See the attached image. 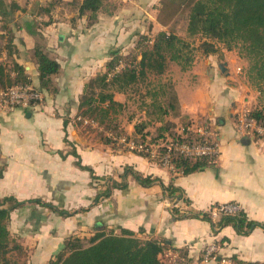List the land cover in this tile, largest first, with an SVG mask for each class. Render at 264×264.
Masks as SVG:
<instances>
[{"label":"crops","instance_id":"1","mask_svg":"<svg viewBox=\"0 0 264 264\" xmlns=\"http://www.w3.org/2000/svg\"><path fill=\"white\" fill-rule=\"evenodd\" d=\"M123 1L112 16H100L91 25L87 17L77 19L69 6H57L34 17L42 28L34 27L32 33L28 24L33 17L24 8L47 7L52 0H20L25 7L14 17L20 26L12 21L9 34L0 26V35L13 37L14 61L25 68L31 86L43 97L36 109L0 112V199L14 197L25 202L11 213L9 224L11 236L25 251L23 264H49L69 238H91L99 232L120 234L122 230L144 241L165 244L162 259L166 264H264L263 229L240 235L228 225L214 234L210 222L177 219L170 206L177 199L182 212L202 213L216 205L233 204L250 220L264 222V139L246 137L238 129L242 112L256 108L259 97L247 100L248 85L234 84L239 63L233 57L223 63L211 55L197 57L188 70L176 64L168 70L176 71L182 81L175 87L181 113L177 118L184 117L193 126L205 122L211 127L219 147L211 166L183 175L159 164L158 159L108 145L87 130L90 126L79 124L86 85L105 71L114 55L132 51L138 34L145 33V22L153 29L159 26L158 0ZM38 45L60 65L51 92L40 87L34 60ZM8 55L4 49L2 60ZM135 122L139 121L128 119L122 125L128 135L135 133ZM128 168L157 181L144 186L129 176L126 189H114L110 197L94 205L110 179L122 182L120 176ZM163 185L179 189L182 199L169 198ZM32 200L72 214L61 215ZM211 245L217 247V259L205 262L204 252Z\"/></svg>","mask_w":264,"mask_h":264},{"label":"trees","instance_id":"2","mask_svg":"<svg viewBox=\"0 0 264 264\" xmlns=\"http://www.w3.org/2000/svg\"><path fill=\"white\" fill-rule=\"evenodd\" d=\"M105 1L107 0H81L78 8V18L86 16L89 24H94L99 19ZM170 1L173 2L174 8L168 18L172 20L181 9H190L188 33L191 37L201 36L205 40L202 43L205 54H217L221 48L216 44H220L227 51L238 50L240 58L247 60L246 80L259 95V105L252 109L248 115L259 125L264 126V103L262 102L264 99V0ZM162 3L164 4V2ZM62 4L64 2L61 0H52L47 7L52 10ZM37 7L42 12L48 11L43 5L39 4ZM21 9L17 3H12L9 10V7L0 0V17L2 21L4 20L2 29L8 34L11 32L9 23L12 20L13 13ZM164 11L165 5L161 8V13ZM114 13L115 11L106 14L112 16ZM34 21L37 23L36 19ZM158 22L166 26L168 21L158 17ZM33 28L34 22H30L28 29L32 33L34 32ZM140 38L141 41L139 40L137 43L136 51H138L141 59L136 55L127 63L125 62L127 59L121 55H114L107 63L106 71L98 74L86 85L84 94L80 99L78 118H81L82 121H79V124L83 125L84 120L95 122L98 128L101 127L100 129L103 131L102 140L108 145L117 146L121 149L124 146L118 140L122 138L137 145L148 147L154 144L158 145L160 141H166L168 138L174 142L191 146L211 143L213 139L216 141L215 138H207L189 131L191 123H187L180 130L159 128L158 135L153 136V133L147 131V124L136 125L135 133L128 135L118 122V116L124 110V104L115 100L116 93L126 92L130 87L146 80L149 75H165L171 63H176L185 71L191 68L195 62L194 49L187 41L173 32L161 31L153 39L148 35L140 36ZM13 48V37L5 38L1 34L0 92L14 86H29L32 84L25 68L14 61ZM4 49H7L9 53L7 60H2ZM34 60L38 67L41 89L46 92L53 91V76L60 71L59 63L51 59L41 49L40 45L35 49ZM119 68L121 69L119 70ZM162 88V95H165L170 86H166L167 89ZM174 92L175 94L170 98L168 97L169 100L165 104L158 101L159 94L154 95L153 106L158 105L160 112L158 120L160 122L164 121L163 117L172 114L176 118L181 116L179 98L175 88ZM159 150L162 158L167 150L165 147H161ZM161 158L158 159V162L162 165ZM214 160L215 157L212 156L191 157L174 152L171 163L175 172L187 175L213 165ZM79 166H81V163H79ZM129 176H132L144 186H151L157 181L151 177H144L139 172L129 168L125 169L123 175L120 176L122 182L110 179V185L104 192L97 195L93 204L97 205L103 198L110 197L114 189H126ZM1 177L2 175H0ZM163 188L169 198L182 199L179 189L174 186L166 187L163 185ZM183 201L188 204L185 199ZM30 202L41 204L61 215L68 216L72 214L60 211L41 200ZM24 204L25 202H20L14 197L0 199V264H23L22 258L25 255L23 254V247L11 236L9 224L11 213ZM216 207H219V205ZM174 214L177 219L196 218L208 221L212 224L214 234H217L228 225L234 226L240 235H249L256 228L264 230V222L258 223L250 220L244 210L240 208L233 213H222L216 221L209 211L192 213L175 209ZM166 248L165 244L154 239L141 240L134 232L129 230H122L120 234L99 232L91 238H69L63 251L52 258L49 264H166L162 259ZM14 254L18 257L22 254L23 256L16 259L13 256ZM237 264L254 263L237 262Z\"/></svg>","mask_w":264,"mask_h":264},{"label":"rangeland","instance_id":"3","mask_svg":"<svg viewBox=\"0 0 264 264\" xmlns=\"http://www.w3.org/2000/svg\"><path fill=\"white\" fill-rule=\"evenodd\" d=\"M1 1H3L9 7V10H10V6L12 3H17L20 6V4H19L20 0H1ZM29 1L35 2L36 0L35 1L29 0ZM61 1L64 2V4H62L61 6H69V10L74 12L77 15V19H78V8H79L81 0H73V1L61 0ZM23 2H24V0H23ZM162 2H164V4ZM120 4H124V1L123 0H107V1H105V5L103 7V10L100 11L99 17L103 16V15L107 16L106 13H108V12L113 13L114 11L115 12L118 11V9L120 8ZM31 5H32V3H31ZM164 5H165V11L161 13V8ZM26 6H28V5H26ZM155 6H156L155 14H157V16L159 18L161 17L164 20H167L168 21L167 25L163 26L158 22L159 26L156 29H153V27L150 26L151 23L149 21L145 22V25H144L145 33L144 34H138V37L136 38V41H135L136 45L139 42V40L141 39L140 36L148 35L151 37V39H153L161 31L173 32L177 36H179L181 39L187 41L191 45V48L194 49L193 52L195 55V59L197 57L202 59L203 57L210 56V55L205 54L204 50L202 48V43L205 40L201 36L191 37L188 33L189 14H190L189 8L181 9V11L172 20L168 17H170L169 15H171V12L174 8L173 2H171L170 0H158V2L156 3ZM23 7H25L24 4L22 5V7L20 6V8H23ZM24 9L28 11V15L30 17H33L32 21H31V19H29V20L31 22H34V27L42 28L40 25L41 21H37V23H36L34 20L36 17L44 15L46 13V11L42 12V10L37 6L36 7L30 6L29 8L25 7ZM45 9L49 10L48 7H45ZM19 11H16L15 13H13L12 20L9 23V25L12 24V21H13V24L16 23V22H14L15 21L14 17H16V14L19 13ZM87 20H88V17H87ZM0 22H1L0 26L3 27L4 20L2 21L1 17H0ZM15 26H20V24L17 23V24H15ZM152 29H153V31H152ZM136 45L132 49L131 52H129L127 54H119L122 57H124L125 59H127V60H125V62L128 63L132 59V57H135L136 55H138L139 59H141L138 51H136ZM216 45L219 46L221 49L217 54H214L211 56L213 58L215 57L214 59L220 61V63H223L227 60V58H232V57L234 60L238 61L239 64L237 65V68H236L237 76L235 78L234 84H236V86H238L240 88L243 87L244 85H246V86L248 85L249 91L245 96L246 97L248 96L247 100L255 101L257 93L249 85V83L246 80V69L248 67L247 60L240 58L238 50L227 51L224 49V46H222L220 44H216ZM223 52H229L227 57H226L227 53H223ZM125 62H124V64H125ZM172 64H176V63H171L170 65H172ZM174 66L176 67L178 65L176 64ZM120 69L121 68H119V70ZM169 69H170V67H169ZM105 71H102L101 73H103ZM177 77L178 76L176 75V71H172V68H171V71L170 72L167 71V73L163 76L149 75L146 80L141 81L140 83L130 87L126 92L116 93L115 97H117V98L121 97V98L126 99L125 104H124V110L118 116V122L121 125H123V124H126L125 122L128 119H129V121H135V120L137 121L138 120L139 122H135V123L137 125L141 124V123L147 124V131H150L151 133H153V136L158 135L159 128H169V129L173 128L176 130H180L187 123L190 124L191 123L190 120H187L184 117H181V118L173 117V114L170 116L163 117L164 121L160 122V120H158V118H160L159 117L160 112H159V109L157 107L158 105L153 106L154 95L159 94L158 101L164 102V104H165L168 102L169 98L175 94L174 88L179 83L182 82ZM166 86H170V89H167ZM162 87H165V89H167V91H168V92H166L165 95H162L163 94V90H162L163 88ZM245 92H247V91H245ZM257 96H259V95H257ZM262 102L264 103V99L262 100ZM243 113H246V111H243L242 114ZM247 114H249V113H247ZM199 125L204 129H207V130L209 129V132H211V127L208 124H206L205 122H199ZM87 127H89V126H86V128ZM100 128H98V127H95V128L91 127L90 128L89 127V128H87V130L96 134L98 139H100L101 135H103V131ZM114 147L117 148V146H114ZM121 150H125V149L122 148ZM125 151H128V150H125ZM23 254H25V251ZM23 254L20 255V257H18L16 254H14L13 256L16 259H19L23 256ZM25 258H26V256H23L22 260H25Z\"/></svg>","mask_w":264,"mask_h":264},{"label":"built area","instance_id":"4","mask_svg":"<svg viewBox=\"0 0 264 264\" xmlns=\"http://www.w3.org/2000/svg\"><path fill=\"white\" fill-rule=\"evenodd\" d=\"M42 100V93L31 85L14 86L0 92V112L8 113L15 109H36L41 105ZM247 113L248 112L243 113L239 119L238 129L240 133L246 137L264 139V126L259 125L255 120L249 118ZM78 120L82 121L81 118H78ZM83 123L92 128L98 127L93 121L84 120ZM189 131L207 138H213L211 132L201 126H193V124H191ZM118 141L123 144L124 148L129 152L146 155L153 159H160L161 152L159 149L165 147L167 151L161 158L162 165L168 167L172 171H175L174 166L171 163L174 152L191 157L212 156L215 157V160L219 155V147L214 139L211 143L207 142L204 145L191 146L174 142L168 138L166 141H160L158 145L154 144L151 147L137 145L132 141H127L125 138L119 139ZM170 206L172 210L180 209L179 200L176 199L172 201ZM216 206L209 210L215 221L219 219L222 213H233L239 209L238 206L230 204L219 205V207ZM216 251L217 247L215 245L208 246L204 252L203 260L205 262L216 261Z\"/></svg>","mask_w":264,"mask_h":264},{"label":"water","instance_id":"5","mask_svg":"<svg viewBox=\"0 0 264 264\" xmlns=\"http://www.w3.org/2000/svg\"><path fill=\"white\" fill-rule=\"evenodd\" d=\"M221 69L224 71L225 70V67H224V65H221Z\"/></svg>","mask_w":264,"mask_h":264}]
</instances>
